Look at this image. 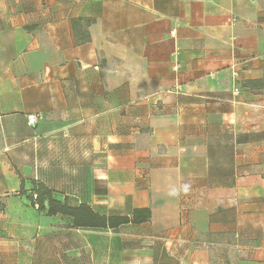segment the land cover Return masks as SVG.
Returning a JSON list of instances; mask_svg holds the SVG:
<instances>
[{
    "label": "crops",
    "instance_id": "0c3cea01",
    "mask_svg": "<svg viewBox=\"0 0 264 264\" xmlns=\"http://www.w3.org/2000/svg\"><path fill=\"white\" fill-rule=\"evenodd\" d=\"M0 212V264H264V0H0Z\"/></svg>",
    "mask_w": 264,
    "mask_h": 264
},
{
    "label": "trees",
    "instance_id": "16d2710c",
    "mask_svg": "<svg viewBox=\"0 0 264 264\" xmlns=\"http://www.w3.org/2000/svg\"><path fill=\"white\" fill-rule=\"evenodd\" d=\"M24 190V182L21 191ZM33 207L38 211L46 212L48 216L61 215L69 217L72 220L73 228L84 230H118L128 224L140 226L148 223L151 219V211L149 208L135 209L127 216L113 215L104 216L96 213L89 205L84 204L73 207L67 201L57 200L45 185L35 183L31 192L27 195ZM35 196L37 198L35 199ZM177 264V261L166 252L157 247L154 254V264H165L166 260Z\"/></svg>",
    "mask_w": 264,
    "mask_h": 264
},
{
    "label": "built area",
    "instance_id": "2783aa9c",
    "mask_svg": "<svg viewBox=\"0 0 264 264\" xmlns=\"http://www.w3.org/2000/svg\"><path fill=\"white\" fill-rule=\"evenodd\" d=\"M234 94L235 95H238L239 94V90L238 89H235L234 90ZM37 119H38V116H29L28 117V123H30V124H32V125H35L36 124V121H37ZM37 198V196H35V199ZM36 208H37V206H36ZM1 212H0V217H1Z\"/></svg>",
    "mask_w": 264,
    "mask_h": 264
},
{
    "label": "rangeland",
    "instance_id": "374dc122",
    "mask_svg": "<svg viewBox=\"0 0 264 264\" xmlns=\"http://www.w3.org/2000/svg\"><path fill=\"white\" fill-rule=\"evenodd\" d=\"M171 258H174V257H171ZM164 260H166V262L167 263H165V264H172V262H170L169 260H167V259H164ZM164 264V263H163Z\"/></svg>",
    "mask_w": 264,
    "mask_h": 264
}]
</instances>
